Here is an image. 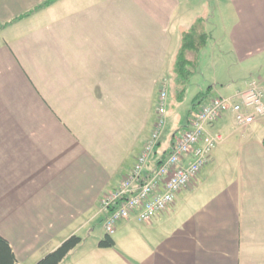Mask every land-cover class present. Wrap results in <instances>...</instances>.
<instances>
[{
  "label": "crops",
  "instance_id": "0c3cea01",
  "mask_svg": "<svg viewBox=\"0 0 264 264\" xmlns=\"http://www.w3.org/2000/svg\"><path fill=\"white\" fill-rule=\"evenodd\" d=\"M233 1L234 64L264 79V0ZM45 2L0 0V236L19 262L36 264L79 235L61 264H264V118L241 127L231 113L209 128L224 140L172 206L151 222L122 220L115 247H99L101 200L131 172L153 130L154 99L143 96L159 80L175 95L181 36L198 17L179 23L183 0L38 8ZM219 82L224 94L197 93L206 96L189 113L243 90L229 95L232 83Z\"/></svg>",
  "mask_w": 264,
  "mask_h": 264
},
{
  "label": "built area",
  "instance_id": "2783aa9c",
  "mask_svg": "<svg viewBox=\"0 0 264 264\" xmlns=\"http://www.w3.org/2000/svg\"><path fill=\"white\" fill-rule=\"evenodd\" d=\"M168 88L162 90L158 112L160 119L140 152L131 172L117 188L101 200L100 212L106 233L113 235L122 220L136 217L140 222H151L166 212L176 196L188 188L209 164L215 147L222 140L209 128L226 113H231L241 127L264 118V79L253 78L247 87L230 97H215L194 110L187 129L172 138L171 150L152 159L161 143L165 122Z\"/></svg>",
  "mask_w": 264,
  "mask_h": 264
},
{
  "label": "rangeland",
  "instance_id": "374dc122",
  "mask_svg": "<svg viewBox=\"0 0 264 264\" xmlns=\"http://www.w3.org/2000/svg\"><path fill=\"white\" fill-rule=\"evenodd\" d=\"M203 2V9H202ZM183 10L184 16L179 20L180 22L186 23L187 20L193 21L194 18L204 16L209 19V29L213 34L209 40L208 45L201 52L199 67L197 70V75L192 79V84L190 89L188 90L186 97L183 102L178 103L176 101L175 95L171 91L168 82H157L156 90L154 95L152 96L151 87L148 88L146 92V96L144 98H153V109L151 116V129H154L155 124L159 121L160 116L158 112V107L160 103V97L162 94L163 88H168L167 94V109L165 115V124L163 126L161 132V143L157 147V151L163 152L170 149V141L172 142V138L174 135L177 137L182 135V133L187 129L188 119L187 115L189 110L192 109L196 104L197 93L199 92H207L208 89L216 88V90H222V84L214 85V79H218L219 83H225V87L232 83V87L228 90L229 95H233L237 92L238 89H244V81L247 79H251L249 76L245 74V72H239L237 69V65H235V57L237 58L236 47H233V43L231 40L233 39L232 33L234 31V25L237 20H239V15L237 13V9H234V1L233 0H183ZM202 9V10H201ZM200 11V12H199ZM186 21V22H185ZM188 28V26H186ZM179 28L178 23L173 25L171 28V32L175 29ZM183 30V26L181 27ZM185 28V27H184ZM186 28V29H187ZM173 33V32H172ZM232 50V51H231ZM264 56V51L261 53ZM260 58V57H259ZM264 59V58H262ZM260 60V59H259ZM257 63V62H256ZM260 63V62H259ZM259 66V64H256ZM169 76L172 73L168 74ZM235 83H234V82ZM244 87V88H243ZM215 93V91H213ZM212 95H217L220 93H215ZM145 106L144 104H142ZM192 110L189 115L193 112ZM196 111V110H195ZM149 112V111H148ZM153 131V130H152ZM223 137V136H222ZM224 140L222 138L221 142ZM219 142L218 144H220ZM217 144V145H218ZM217 147V146H216ZM215 147V148H216ZM168 149V150H169ZM167 150V151H168ZM214 151V150H213ZM104 216L102 212H100ZM104 220V218H103ZM103 225V226H102ZM102 222H99L97 225V235L105 236V228ZM96 237L90 239V242L96 241Z\"/></svg>",
  "mask_w": 264,
  "mask_h": 264
},
{
  "label": "trees",
  "instance_id": "16d2710c",
  "mask_svg": "<svg viewBox=\"0 0 264 264\" xmlns=\"http://www.w3.org/2000/svg\"><path fill=\"white\" fill-rule=\"evenodd\" d=\"M55 1L56 0H47V2L38 8L43 6L48 7ZM35 10L25 13L11 23L29 16ZM210 38L211 34L207 29V18L203 16L198 17L192 25L182 33L181 44L173 65L174 76L172 81L175 98L178 103L183 102L186 97L191 80L197 73L199 67L201 51L207 46ZM205 96V93L198 94L197 99L205 98ZM167 154L168 151H164L162 156L165 157ZM82 241L83 238L81 236L72 235L64 240L55 250L41 258L36 264H61ZM115 245L114 238L109 234H106L99 242V247L101 248H112L115 247ZM0 264H22L17 259L10 242L2 236H0Z\"/></svg>",
  "mask_w": 264,
  "mask_h": 264
}]
</instances>
